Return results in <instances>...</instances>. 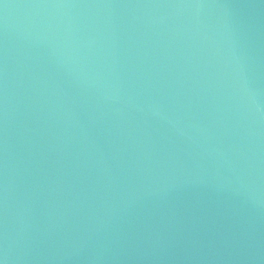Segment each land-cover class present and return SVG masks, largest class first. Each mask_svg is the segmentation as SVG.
I'll use <instances>...</instances> for the list:
<instances>
[{
  "label": "water",
  "instance_id": "water-1",
  "mask_svg": "<svg viewBox=\"0 0 264 264\" xmlns=\"http://www.w3.org/2000/svg\"><path fill=\"white\" fill-rule=\"evenodd\" d=\"M0 264H264V0H0Z\"/></svg>",
  "mask_w": 264,
  "mask_h": 264
}]
</instances>
